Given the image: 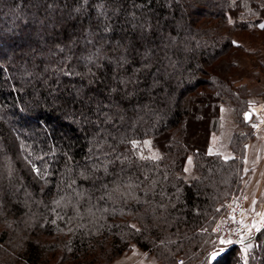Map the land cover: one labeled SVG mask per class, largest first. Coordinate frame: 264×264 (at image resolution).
Instances as JSON below:
<instances>
[{
	"label": "trees",
	"instance_id": "16d2710c",
	"mask_svg": "<svg viewBox=\"0 0 264 264\" xmlns=\"http://www.w3.org/2000/svg\"><path fill=\"white\" fill-rule=\"evenodd\" d=\"M261 25L264 0H0V264H103L133 245L264 264V230L247 262L233 246L209 263L203 233L253 137L235 79ZM224 104L248 129L229 160L208 152Z\"/></svg>",
	"mask_w": 264,
	"mask_h": 264
},
{
	"label": "rangeland",
	"instance_id": "374dc122",
	"mask_svg": "<svg viewBox=\"0 0 264 264\" xmlns=\"http://www.w3.org/2000/svg\"><path fill=\"white\" fill-rule=\"evenodd\" d=\"M5 15L7 14L5 13ZM16 15L17 17L20 16L19 14ZM13 24L14 21L12 19H9V24L7 26L10 27V25ZM247 36H249V39H245L246 41L242 42L246 44L248 51H251L252 54L243 58V61L240 65L241 67H239V78L237 77L235 81H239L240 84L248 81V83L250 84L248 97L249 106L247 112L252 113V118L250 122L247 123L245 121L244 114L243 119L246 124L251 125L253 137L246 141L243 148L242 145L240 146L242 154L239 155L241 164L237 174L238 180L236 187L230 192V197H228L229 199L228 201H226L224 211L210 227H206L203 229L204 236L207 238L206 240H209L208 242H211L210 244L212 245V250L209 254V263H215L223 256H225L230 249L228 247V244H226L222 247H228L226 248L227 250L216 251L215 249L218 247V244L222 243V241H226L227 239L225 240L223 239V237L214 239L212 231L215 226L224 222L226 218L227 208L230 205H233L238 200H244L243 202L245 209L243 216L241 217V221L248 227L246 242L240 246H237L240 250L241 257L245 262H247V260L250 258V254L255 247L254 243L251 241L252 236L264 230V180L258 182L256 188L252 187L254 184L252 183V181H250L252 180V172L249 169L245 170V168L248 167V164L246 166L245 162L248 144L254 141V139L256 138V130L260 129L264 122V76H262L261 79H258L257 76H254V72L258 68L260 62L264 63V34L259 35L257 33L251 36L247 34ZM243 76H246L247 78L242 80ZM247 131V128H243V126L238 124L236 120L235 110L230 105H222L220 108V119L218 123H216V126L214 128L208 152L210 154L219 155L224 160L234 158L236 154L234 153V150L232 148V143L235 138V133L238 132L240 135H244L245 133H247ZM260 133L264 134V129ZM259 138L261 139L257 142V157L261 158L260 162H264V136H261ZM185 171L188 175H191L193 173L192 156H189L187 158V161L185 163ZM207 231L211 232V234H208ZM185 262L186 259L184 257H179L176 260L175 264H185ZM103 264L164 263L160 261V258L156 254V252H148L136 245H133L130 250L124 252L122 255L118 256L110 262H103Z\"/></svg>",
	"mask_w": 264,
	"mask_h": 264
},
{
	"label": "built area",
	"instance_id": "2783aa9c",
	"mask_svg": "<svg viewBox=\"0 0 264 264\" xmlns=\"http://www.w3.org/2000/svg\"><path fill=\"white\" fill-rule=\"evenodd\" d=\"M243 201L244 200H238L233 205H230L226 210L224 222L213 228L212 234L214 235V239L223 237V239L228 240L224 241L225 243L219 242L220 244H218V247L215 249L216 251H224L227 250L226 248L228 247L240 246L246 242L248 227L241 221L245 209ZM207 233L211 234L209 231H207ZM229 241L231 243H228ZM226 244H228V247H222Z\"/></svg>",
	"mask_w": 264,
	"mask_h": 264
},
{
	"label": "crops",
	"instance_id": "0c3cea01",
	"mask_svg": "<svg viewBox=\"0 0 264 264\" xmlns=\"http://www.w3.org/2000/svg\"><path fill=\"white\" fill-rule=\"evenodd\" d=\"M264 122L262 124V127L260 129L256 130L255 136L256 138L254 141L250 142L247 147V154H246V166L248 164V167L245 168V170H250L252 172V183L254 188H256L258 182L264 180V162L261 161V158H258L257 152H256V147H257V142L261 139L259 137L264 136V134H261L260 132L264 129ZM262 129V130H261ZM255 143V144H254ZM259 146V145H258ZM258 158V161H257ZM260 162V163H258ZM258 164V165H257Z\"/></svg>",
	"mask_w": 264,
	"mask_h": 264
},
{
	"label": "water",
	"instance_id": "95a60500",
	"mask_svg": "<svg viewBox=\"0 0 264 264\" xmlns=\"http://www.w3.org/2000/svg\"><path fill=\"white\" fill-rule=\"evenodd\" d=\"M251 118H252V113L246 112L245 113V121L248 123V122H250Z\"/></svg>",
	"mask_w": 264,
	"mask_h": 264
},
{
	"label": "snow or ice",
	"instance_id": "6c2138e0",
	"mask_svg": "<svg viewBox=\"0 0 264 264\" xmlns=\"http://www.w3.org/2000/svg\"><path fill=\"white\" fill-rule=\"evenodd\" d=\"M262 28H264V25H261ZM222 243H224V241H222ZM228 243H231L230 241Z\"/></svg>",
	"mask_w": 264,
	"mask_h": 264
}]
</instances>
